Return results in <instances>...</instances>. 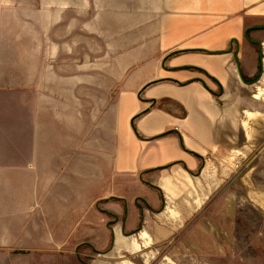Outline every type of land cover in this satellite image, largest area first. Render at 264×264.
<instances>
[{
    "label": "crops",
    "instance_id": "crops-1",
    "mask_svg": "<svg viewBox=\"0 0 264 264\" xmlns=\"http://www.w3.org/2000/svg\"><path fill=\"white\" fill-rule=\"evenodd\" d=\"M150 4L155 13L143 23L129 18L114 29L156 48L139 57L113 50L107 66H68V89L98 91L84 144H42L41 129L56 122L50 97L0 103L18 107L6 118L16 119L15 140L0 145V264H68V250L84 242L136 249L141 241L129 235L143 215L144 232L163 241L181 226L163 218L179 217L172 202L201 198L196 171L242 134L247 140L243 91L259 83L264 64V0ZM28 251L38 256L18 257Z\"/></svg>",
    "mask_w": 264,
    "mask_h": 264
},
{
    "label": "rangeland",
    "instance_id": "rangeland-1",
    "mask_svg": "<svg viewBox=\"0 0 264 264\" xmlns=\"http://www.w3.org/2000/svg\"><path fill=\"white\" fill-rule=\"evenodd\" d=\"M152 8L150 0H0V103L50 97L56 122L41 129L42 144L63 139L68 145L84 144L98 91L68 89V66L92 62L107 66L113 50L139 57L147 48H156L146 45V36L139 41L114 29L115 21L129 18L143 23ZM138 29L139 38L143 31ZM36 70L38 74L33 73ZM254 79L259 83L243 91L248 98L241 109L243 118H249L247 140L242 134L231 152L217 155L204 170L196 171L202 172L194 186L199 201L172 202L179 217L171 216L172 210L163 218L180 221L176 233L155 241L143 229L147 237L133 236L144 245L136 243V249L128 251L97 249L84 242L68 250V264H264V64ZM9 107H0V145L15 140L16 119L8 124L6 118L18 107ZM49 252L40 257L47 261L53 257ZM27 253L18 257L32 261L38 256Z\"/></svg>",
    "mask_w": 264,
    "mask_h": 264
},
{
    "label": "flooded vegetation",
    "instance_id": "flooded-vegetation-1",
    "mask_svg": "<svg viewBox=\"0 0 264 264\" xmlns=\"http://www.w3.org/2000/svg\"><path fill=\"white\" fill-rule=\"evenodd\" d=\"M165 206H166V201L165 200H162V203L160 205V208L157 211L158 212L164 211V207ZM166 213H168V212L166 211ZM144 221H146V218L143 215L141 223H139L138 227L136 229H134V231H132L131 235H129V236L135 235V233L141 234L142 233V230L144 229Z\"/></svg>",
    "mask_w": 264,
    "mask_h": 264
},
{
    "label": "trees",
    "instance_id": "trees-1",
    "mask_svg": "<svg viewBox=\"0 0 264 264\" xmlns=\"http://www.w3.org/2000/svg\"><path fill=\"white\" fill-rule=\"evenodd\" d=\"M138 115H139V114H138ZM138 115H136L135 117H137ZM135 117H134V119H135ZM134 119H133V120H134Z\"/></svg>",
    "mask_w": 264,
    "mask_h": 264
},
{
    "label": "bare ground",
    "instance_id": "bare-ground-1",
    "mask_svg": "<svg viewBox=\"0 0 264 264\" xmlns=\"http://www.w3.org/2000/svg\"><path fill=\"white\" fill-rule=\"evenodd\" d=\"M145 237H147V236L145 235Z\"/></svg>",
    "mask_w": 264,
    "mask_h": 264
}]
</instances>
